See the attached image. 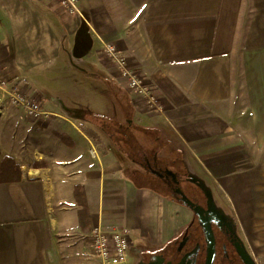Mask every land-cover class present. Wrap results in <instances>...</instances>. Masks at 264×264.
<instances>
[{
	"label": "crops",
	"instance_id": "crops-1",
	"mask_svg": "<svg viewBox=\"0 0 264 264\" xmlns=\"http://www.w3.org/2000/svg\"><path fill=\"white\" fill-rule=\"evenodd\" d=\"M79 7L70 14L59 0H0V72L44 111L32 117L12 104L14 125L0 135V166L11 158L20 167L18 177L0 178V264H86L84 248L99 264L96 225L123 232L131 248L178 236L189 207L124 173L158 169L150 150L138 163L115 140L136 125L154 128L173 162L206 181L264 264V0ZM107 44L154 86L163 111L120 79Z\"/></svg>",
	"mask_w": 264,
	"mask_h": 264
},
{
	"label": "flooded vegetation",
	"instance_id": "flooded-vegetation-1",
	"mask_svg": "<svg viewBox=\"0 0 264 264\" xmlns=\"http://www.w3.org/2000/svg\"><path fill=\"white\" fill-rule=\"evenodd\" d=\"M182 168L184 171L175 172V174L168 173L167 170L169 168L167 167L163 168L162 171L155 170L164 174L160 175L156 173L169 183L174 198L180 202H182V197L177 192V189L179 187L182 188L181 185L184 181L193 182L201 191L202 194H199V198L196 196L198 200L194 201L205 208L203 212L205 217L212 218V227L216 237V250L213 264H246L241 254L242 243H244L249 252L250 250L239 233L234 216L218 200H216L217 207L210 208L204 190L193 181L197 176L191 172L186 163H183ZM189 209L192 212V220L185 228L181 229L174 240L157 247L146 245L132 247L129 252V258L132 263L207 264L209 260L207 235L200 223L199 215L190 207Z\"/></svg>",
	"mask_w": 264,
	"mask_h": 264
},
{
	"label": "built area",
	"instance_id": "built-area-1",
	"mask_svg": "<svg viewBox=\"0 0 264 264\" xmlns=\"http://www.w3.org/2000/svg\"><path fill=\"white\" fill-rule=\"evenodd\" d=\"M70 14H79V0H59ZM103 51L111 56L117 66L118 76L133 91L144 97L151 110L163 111L164 106L159 101L158 92L154 86L146 82L129 64L128 59L112 44L104 46ZM0 92L13 104L24 108L29 116L38 117L44 113L40 102L26 93L20 84L5 78L0 72ZM92 154H97L95 148ZM94 254L99 264H126L129 259L131 240L121 231H109L101 225H96L91 232Z\"/></svg>",
	"mask_w": 264,
	"mask_h": 264
},
{
	"label": "rangeland",
	"instance_id": "rangeland-1",
	"mask_svg": "<svg viewBox=\"0 0 264 264\" xmlns=\"http://www.w3.org/2000/svg\"><path fill=\"white\" fill-rule=\"evenodd\" d=\"M12 104L13 103H11L7 97L3 96L2 92H0V135L4 138H6V136H9L12 125H14V122L10 117V114L13 112L11 107ZM154 130V128H150L148 130L147 128L141 125H136L132 127L129 133H126L127 131L116 132V129H114V132H116L115 140L119 142L120 147L124 151L129 152V157L131 159H135L138 163L144 162L146 158L149 160L151 155L150 161L152 162L153 166L155 165V167H157L158 169H163L167 167L170 170H173L174 172L184 171V169L181 168L180 165H177L175 162H173L176 155L171 154V152L169 151V147L165 146L163 141L160 142L158 139L157 141L155 140L156 138L154 135ZM155 146L161 149L159 156L152 155L154 154V151L152 149ZM145 149L150 150L151 154L147 156L145 153ZM1 154L2 152L0 149V158ZM124 173L127 176L133 175L134 177H136V179H138L139 183H142V185L144 186L152 188L156 191H160L164 194L173 196L169 183L164 178L158 176L156 173H138L134 169H126ZM181 186L185 193L193 200H198L197 198H199V194H202L199 188L193 182L184 181ZM214 195L216 200H218L215 193ZM130 238L132 239V241L134 240L135 242L136 237L134 235L130 234ZM84 251V259L86 260V264H97L96 259L94 257H91L89 248H84ZM126 264H133L130 258L128 259V262Z\"/></svg>",
	"mask_w": 264,
	"mask_h": 264
},
{
	"label": "water",
	"instance_id": "water-1",
	"mask_svg": "<svg viewBox=\"0 0 264 264\" xmlns=\"http://www.w3.org/2000/svg\"><path fill=\"white\" fill-rule=\"evenodd\" d=\"M155 173H159L160 175H164L163 173H160L158 170H154ZM170 174H175L173 170H167ZM194 182H196L205 192L206 197L208 199V204L210 208H216L217 202L214 195L213 189L206 183V181L202 178H194ZM177 192L181 194L182 202L193 209L198 215L200 219V223L202 227L204 228L207 240L209 244V260L207 264H213L214 256H215V250H216V237L214 233V229L212 227V218L205 217L203 215V212L205 211V208H203L200 204H197L193 199H191L184 190L179 187L177 189ZM242 249L241 254L246 264H258L254 256L246 249V246L244 243H242ZM143 264H157L156 262H150V263H143Z\"/></svg>",
	"mask_w": 264,
	"mask_h": 264
},
{
	"label": "trees",
	"instance_id": "trees-1",
	"mask_svg": "<svg viewBox=\"0 0 264 264\" xmlns=\"http://www.w3.org/2000/svg\"><path fill=\"white\" fill-rule=\"evenodd\" d=\"M158 170L162 171V169ZM4 173L10 176V178H16L20 174V167L11 158H6L3 160L0 166V178L5 175ZM76 200L82 207L86 208L85 194L81 186H78L76 188ZM80 217L82 218V220L87 217L85 209H82Z\"/></svg>",
	"mask_w": 264,
	"mask_h": 264
}]
</instances>
